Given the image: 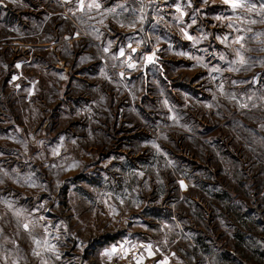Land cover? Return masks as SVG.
Here are the masks:
<instances>
[{"label": "rangeland", "instance_id": "374dc122", "mask_svg": "<svg viewBox=\"0 0 264 264\" xmlns=\"http://www.w3.org/2000/svg\"><path fill=\"white\" fill-rule=\"evenodd\" d=\"M115 1L0 0V264H264V0Z\"/></svg>", "mask_w": 264, "mask_h": 264}, {"label": "snow or ice", "instance_id": "6c2138e0", "mask_svg": "<svg viewBox=\"0 0 264 264\" xmlns=\"http://www.w3.org/2000/svg\"><path fill=\"white\" fill-rule=\"evenodd\" d=\"M223 2H224V4H226V5H230L231 8H232L233 10H236V9H239V8L246 7V4L243 2V0H223ZM205 3H207V0H205ZM87 7H88L89 9H91V8H93V7L99 9L100 5H99L98 3H90V4L87 5ZM83 9H84V3H83V0H81V2H80V10L83 11ZM249 10H251V8H249ZM141 11H142V9H141ZM178 11H179V9H178ZM182 15H183V13H182ZM143 19H144V16L141 15V16H140V20L143 21ZM216 19H217V20H221V19H224V18L218 16V17H216ZM228 20H229L228 27L231 28V27L233 26V24H232V22H231V18L229 17ZM101 22H102V21H101ZM134 23H135V22H133V24L130 25V26H134ZM193 23H195V20H193ZM250 23H256V21H255V20H252V21H250ZM121 26H123V25H121ZM237 31H239V29H237ZM77 35H78V33H77ZM184 35H185L189 40H192V39H193V37L190 36V35L187 33V31H184ZM65 39H68V37H66ZM242 39H243L242 36H237L235 42H236V43H239ZM129 47H131V46H129ZM105 51H107V49H105ZM132 51L135 52L136 49H132ZM181 54H183V53H181ZM120 55H121V56H124V51H123V50H121ZM237 55L239 56V60L237 61V63H239V64H244V63H245L244 58H243L242 56H240L239 53H237ZM129 60H131V57H129ZM154 60H155V53H153L152 55H149V56L146 57V61H147L148 63H153ZM128 67H129V68H133V67H135V65H134L133 63L130 62V63L128 64ZM233 70H236V69H233ZM219 88H220V91L223 93V91H224V86H223V84H221V85L219 86ZM231 98H232V99H235L234 96H232ZM209 107H211V105H209ZM240 107H242V108H243V107H247V105H246V104H240ZM173 119H175V118H173ZM154 147H157V148H158V145H154ZM53 154H54V155H57V154H58V151L54 150ZM73 166H75V164H73ZM25 182L28 183V184H30L31 186H35V184H34V182H33V179H32V177H30V176L25 178ZM181 186H184V185H183V181H181ZM9 207H11V205H9ZM15 215H16L17 217H20V216L22 215V211H21V210H17L16 213H15ZM23 228H24L26 231L29 230V223H24V224H23ZM2 231H3V230L0 229V232H2ZM35 243H36L37 247H40V245H41V241L36 240ZM44 246H45V250H46V251H54V250H55V246H54V245H51V244H48L47 241L44 242ZM148 247H150V246H148ZM116 251H117L116 248L113 247L111 250H106L104 254L107 255L109 258H111L112 255H113L114 253H116ZM34 254H35V255H39L40 253H39V252H34ZM45 264H47L46 261H45ZM162 264H167V260L163 261Z\"/></svg>", "mask_w": 264, "mask_h": 264}, {"label": "crops", "instance_id": "0c3cea01", "mask_svg": "<svg viewBox=\"0 0 264 264\" xmlns=\"http://www.w3.org/2000/svg\"><path fill=\"white\" fill-rule=\"evenodd\" d=\"M154 1V0H152ZM146 5V4H145ZM111 7L115 8L117 12H115V14L117 16H119V18H122V20L119 22V24L123 25L120 26L119 29H125L128 31H138L139 29H143V30H148L152 27L153 24V20L152 21H145L146 18H148L150 16V11L148 8H146L145 6L141 5V6H135L134 2L132 0H116L115 2L112 3ZM139 8V9H136ZM142 9V11H141ZM68 10V12L66 11ZM71 14V11L69 12V9L66 7V5L63 6L62 10L58 13V15L61 16V20L63 19V21L66 20V17H69V15ZM54 16L56 15L55 13L53 14ZM143 15L144 19L143 21L140 20V16ZM53 16V17H54ZM47 19H50V13H48V17ZM55 19V17L53 18V20ZM134 23V26H130ZM55 27L53 25L52 30H54ZM65 30V29H64ZM39 30H38V34H39ZM68 33V32H67ZM66 31L63 32V41L65 42V38L71 37V32L69 34H67ZM54 34V33H53ZM50 37H48L47 41H43L40 44L38 42H35L34 45H48L50 43H52V41H55V37L53 39H49ZM51 41V42H50ZM55 43V42H54Z\"/></svg>", "mask_w": 264, "mask_h": 264}, {"label": "built area", "instance_id": "2783aa9c", "mask_svg": "<svg viewBox=\"0 0 264 264\" xmlns=\"http://www.w3.org/2000/svg\"><path fill=\"white\" fill-rule=\"evenodd\" d=\"M134 1L137 2V3H139V4H142V3H144L145 0H134Z\"/></svg>", "mask_w": 264, "mask_h": 264}]
</instances>
